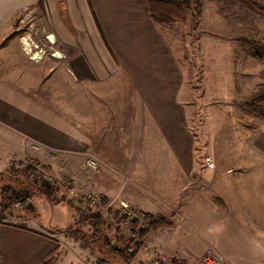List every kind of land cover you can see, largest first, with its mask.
<instances>
[{"label":"crops","instance_id":"0c3cea01","mask_svg":"<svg viewBox=\"0 0 264 264\" xmlns=\"http://www.w3.org/2000/svg\"><path fill=\"white\" fill-rule=\"evenodd\" d=\"M29 8V16L45 24L53 58L68 72L64 81L79 87V126L76 130L54 110L0 81V169L27 158L53 165L59 159L79 178L71 165L88 163L93 142L88 131L113 132L110 147L133 150L116 164L136 167L127 171L126 183L111 177L110 188L97 186L105 206L117 208L125 200L172 223L149 235L146 250L131 264H161L159 250L172 263L198 264L209 254L223 256L225 264H264V189L241 186L233 200L211 189L210 173L218 175L220 162L198 156L184 72L167 30L152 18L149 0H0V38ZM87 117H94L95 129L88 128ZM261 121L249 140L239 141L236 166L220 175L234 171L254 185L252 171L260 158L264 162ZM27 220L0 222V264L63 262L56 254L62 247L59 233L40 219ZM77 255L65 264H82Z\"/></svg>","mask_w":264,"mask_h":264},{"label":"rangeland","instance_id":"374dc122","mask_svg":"<svg viewBox=\"0 0 264 264\" xmlns=\"http://www.w3.org/2000/svg\"><path fill=\"white\" fill-rule=\"evenodd\" d=\"M204 1L200 7L192 4L185 20L162 25L172 39L184 72V99L190 101L192 127L200 139L198 156L220 162L216 172L220 173L223 169L227 171L228 167L236 166L234 161L242 153L239 141L249 140L255 124L262 123L245 106V100L263 82L264 63L253 57L246 41L264 39V16L238 0H206L209 3L205 5ZM250 1L264 8L263 0ZM31 11L29 8L18 15L21 20L12 21L13 29L8 27L11 29L8 36L0 38V81L54 110L77 130L80 119L79 87L64 81L63 77H67L68 72L54 60L55 52L47 39L45 24L29 16ZM87 119L91 121L88 128L95 129L94 117ZM111 134L113 132L88 131V137L93 140L88 163L84 167L78 166L77 162L71 165V171L79 173L81 178L67 172L65 168L70 166L59 159L53 165L27 158L0 169V222L24 224L33 216L43 224H51V231L59 233V242L62 243L56 254L63 262L56 261V264H65L64 261L73 254L76 255L73 260L81 254V261H88L83 260L82 264L116 261L105 253L104 237L97 242L92 241L94 229L79 223L81 218L91 214L101 215L106 221L104 235L107 234L111 246L124 249L132 237L130 223L136 219L144 222L142 211L138 208L131 206L134 217L129 219L121 212V207H106V198L97 189L98 185L110 188L111 177L122 178L126 183L130 179L127 171L136 167L116 164L125 161L133 150L110 147V139L114 137ZM141 151L134 150V153ZM260 160L252 171L257 179L252 181L253 186L250 181L246 184L239 180L238 173L232 171L223 175L218 173L217 176L210 173V178H214L211 189H220L228 200H233L241 186L244 190L255 186L264 189V162ZM90 161H94L97 167H92ZM30 182L36 183L33 190L30 189L31 204L36 210L34 215L4 201L1 196L3 188L27 190ZM92 193L100 195L101 209L91 207L89 195ZM121 218L125 219L124 223L118 221ZM165 218L171 220L170 217ZM71 230L80 231L83 239L76 238ZM148 237L139 247V252L146 250ZM156 255L161 264H184L172 263L160 250ZM202 259L198 264H203Z\"/></svg>","mask_w":264,"mask_h":264},{"label":"trees","instance_id":"16d2710c","mask_svg":"<svg viewBox=\"0 0 264 264\" xmlns=\"http://www.w3.org/2000/svg\"><path fill=\"white\" fill-rule=\"evenodd\" d=\"M250 6L255 12L264 16V8L259 6L257 3L252 2L250 0H238ZM151 15L152 18L157 23H169L173 21H183L186 19L188 15V11L192 9V4H196V6L201 5L202 0H149ZM250 47L251 53L254 58H256L260 63H264V39L262 40H247L246 41ZM245 106L248 110L262 119L264 121V84H260L251 93V95L245 100ZM255 128V127H253ZM31 184V182H30ZM36 185L35 182H32L31 186L27 189H16L13 187H6L2 189L1 196L4 201L9 203H14L17 206H20L22 209L26 210L28 213L34 215L36 214L35 208L31 204L32 193L30 189L33 190V187ZM107 201L105 200L104 204ZM143 223L139 220H133L130 223L131 227V241L130 244L124 248H114L111 246L110 241L107 239V234L104 235V226L106 225L105 219L99 214H91L90 216L83 217L79 220L81 226L90 225L93 230V236L91 237L94 242L98 240H102L104 237L105 244L104 248L107 249V255L111 256V258L116 259L114 262H106L108 263H120V264H131L137 254L139 253V247L143 245L144 240L154 231L158 230L164 226H171L172 223L167 221L164 216H155L150 213L142 212ZM33 217V216H32ZM36 218V217H34ZM120 223H124L125 219L121 218L118 220ZM73 235L76 238H80V231L71 230ZM135 243L137 245H135ZM103 252V251H102ZM103 261V260H102Z\"/></svg>","mask_w":264,"mask_h":264},{"label":"built area","instance_id":"2783aa9c","mask_svg":"<svg viewBox=\"0 0 264 264\" xmlns=\"http://www.w3.org/2000/svg\"><path fill=\"white\" fill-rule=\"evenodd\" d=\"M89 163L92 165V167H97V164L94 161H90ZM89 199H90L91 207L93 209L95 208L101 209L103 207V204L100 199V195L92 193L89 195ZM120 205H121L120 206L121 212L129 219H132L134 217V212H132L130 203L124 200L123 202L120 203ZM225 261H226L225 258L219 255L216 256L207 255L202 259L203 264H225Z\"/></svg>","mask_w":264,"mask_h":264}]
</instances>
